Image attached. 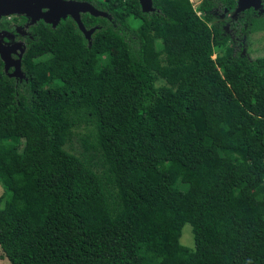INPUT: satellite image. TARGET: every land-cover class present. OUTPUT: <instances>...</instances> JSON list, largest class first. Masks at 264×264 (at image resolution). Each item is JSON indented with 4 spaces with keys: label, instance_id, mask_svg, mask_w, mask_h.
Segmentation results:
<instances>
[{
    "label": "trees",
    "instance_id": "obj_1",
    "mask_svg": "<svg viewBox=\"0 0 264 264\" xmlns=\"http://www.w3.org/2000/svg\"><path fill=\"white\" fill-rule=\"evenodd\" d=\"M77 1L106 14H80L90 39L41 19L23 76L0 57V257L264 264V56L243 53L264 17L221 19L237 0Z\"/></svg>",
    "mask_w": 264,
    "mask_h": 264
},
{
    "label": "water",
    "instance_id": "obj_2",
    "mask_svg": "<svg viewBox=\"0 0 264 264\" xmlns=\"http://www.w3.org/2000/svg\"><path fill=\"white\" fill-rule=\"evenodd\" d=\"M144 11H151L152 0H139ZM45 8L46 11H42ZM264 10L262 0H237V6L232 14L234 17L237 13L246 9ZM88 12L93 16H105L103 11L93 7L86 1L77 0H0V20L9 15H25L31 18L30 23L34 24L37 20L43 19L47 23L55 26L61 18L70 16L78 25L87 39H90L94 28L86 29L81 21V13ZM2 32L0 31V57L4 62V69L7 71L13 68L11 75L23 76L20 70L21 55L17 60H12L10 50L1 40Z\"/></svg>",
    "mask_w": 264,
    "mask_h": 264
},
{
    "label": "rangeland",
    "instance_id": "obj_3",
    "mask_svg": "<svg viewBox=\"0 0 264 264\" xmlns=\"http://www.w3.org/2000/svg\"><path fill=\"white\" fill-rule=\"evenodd\" d=\"M200 0H190L191 4L196 7ZM253 17L257 19H261L264 17V10H255ZM218 20V19H216ZM114 55V60L124 63L126 58L124 56V49L122 47H118L112 50ZM243 53L248 56L249 59H254L256 57L264 56V28L262 29H252L243 37ZM214 57V55H213ZM190 175H186L184 177V181H188L190 179ZM3 192V186L0 184V195ZM180 243L185 245L190 249H194V239L192 227L189 223H186L182 227ZM2 255V251L0 249V256ZM0 264H10V262L6 258L0 257Z\"/></svg>",
    "mask_w": 264,
    "mask_h": 264
},
{
    "label": "flooded vegetation",
    "instance_id": "obj_4",
    "mask_svg": "<svg viewBox=\"0 0 264 264\" xmlns=\"http://www.w3.org/2000/svg\"><path fill=\"white\" fill-rule=\"evenodd\" d=\"M42 11H46V9L42 8ZM231 17L233 16L230 13L226 16H221V19L229 20ZM30 21L31 18L25 15L4 16L0 20V23H11L6 29L0 28V31L2 32V43L9 48L10 57L12 58V60H17L20 55L22 57L25 49V43H27L30 39H33V33L29 30Z\"/></svg>",
    "mask_w": 264,
    "mask_h": 264
}]
</instances>
